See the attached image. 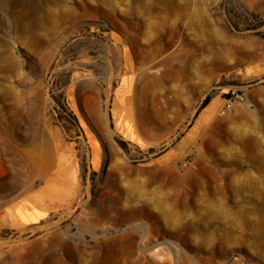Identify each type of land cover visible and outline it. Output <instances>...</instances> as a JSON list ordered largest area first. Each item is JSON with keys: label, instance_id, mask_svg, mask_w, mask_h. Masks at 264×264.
Returning a JSON list of instances; mask_svg holds the SVG:
<instances>
[{"label": "rangeland", "instance_id": "374dc122", "mask_svg": "<svg viewBox=\"0 0 264 264\" xmlns=\"http://www.w3.org/2000/svg\"><path fill=\"white\" fill-rule=\"evenodd\" d=\"M146 1L0 0V264H264V0Z\"/></svg>", "mask_w": 264, "mask_h": 264}, {"label": "bare ground", "instance_id": "6f19581e", "mask_svg": "<svg viewBox=\"0 0 264 264\" xmlns=\"http://www.w3.org/2000/svg\"><path fill=\"white\" fill-rule=\"evenodd\" d=\"M141 2L145 3H149L146 0H140ZM22 2L25 5H30V3H35V0H22ZM110 82V80H108ZM125 82V78H123L122 80V84ZM110 86V85H109ZM249 106V105H248ZM218 108V101H216L215 99H212L209 103H207L199 112V118L201 119L202 117H204L206 114H211L214 110H217ZM114 119L117 123V125L120 128V122L118 120L119 117V108L117 107V105H114V108L112 110ZM118 120V121H117ZM250 137V136H249ZM251 144H255L257 142V140L253 141L250 140ZM30 159L33 160L32 156L29 155ZM36 168H37V172L39 173L40 176H43L44 173V168H43V164H46L45 161L42 158H38L36 159ZM64 172H66V182L67 184L71 183V179H70V170H64ZM22 208L21 211L18 212H12V214H9L8 217H6L7 223H17V224H22L25 223L26 221L30 220V219H36L38 215L40 214H45L46 210L45 207L40 205L37 202H34L30 199H26L25 201L21 202ZM6 220H3L4 223L6 222ZM122 261V260H121ZM124 261V260H123Z\"/></svg>", "mask_w": 264, "mask_h": 264}, {"label": "built area", "instance_id": "2783aa9c", "mask_svg": "<svg viewBox=\"0 0 264 264\" xmlns=\"http://www.w3.org/2000/svg\"><path fill=\"white\" fill-rule=\"evenodd\" d=\"M237 96L239 97V99L245 100V96L244 95H237ZM226 103H227V106H230L232 104L231 99L229 98L228 100H226Z\"/></svg>", "mask_w": 264, "mask_h": 264}, {"label": "trees", "instance_id": "16d2710c", "mask_svg": "<svg viewBox=\"0 0 264 264\" xmlns=\"http://www.w3.org/2000/svg\"><path fill=\"white\" fill-rule=\"evenodd\" d=\"M208 103V98H205L202 102V106H205Z\"/></svg>", "mask_w": 264, "mask_h": 264}]
</instances>
